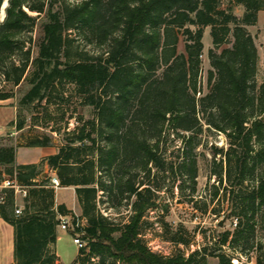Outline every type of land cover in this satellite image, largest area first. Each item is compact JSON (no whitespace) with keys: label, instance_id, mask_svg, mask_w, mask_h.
Masks as SVG:
<instances>
[{"label":"trees","instance_id":"16d2710c","mask_svg":"<svg viewBox=\"0 0 264 264\" xmlns=\"http://www.w3.org/2000/svg\"><path fill=\"white\" fill-rule=\"evenodd\" d=\"M4 1L0 0V18ZM225 1L9 0L4 20L0 21V66L3 53L15 51L18 36L32 29L38 18L43 21L36 69L30 80L32 88L22 103L42 102L54 84L73 83L78 88L80 102L93 106L96 112L95 119L84 123L60 146L57 154L40 164L16 165L15 147H0V166L4 168L5 178H16L21 186L28 188L22 214L15 213L14 189H4L6 200L0 203V214L15 229L17 264H58L52 245L57 243L60 216H68L70 211L65 204L56 205L51 177L43 176L41 169L45 161L56 171L60 186L76 187L83 209L80 218L87 222L74 233H84L82 238L89 252L79 251L72 264H90L94 257L99 258L98 264H193L198 252L188 258L163 256L141 239L142 220L154 203L134 183L126 161L136 158L137 166L148 178L152 174L150 164L163 168L173 177L176 175L173 162L159 161V138L151 145L150 139L143 137L145 131L141 133L135 128L138 118L140 124L145 123L153 132L152 137L159 136L166 123L179 130L180 137L181 131H201L205 124L225 134L230 148L224 151L215 147L213 153L227 159L226 177L234 181L235 187L251 179L258 165L264 163V81L261 84L256 81L259 50L249 30L264 11V0ZM236 5L244 6L243 15L236 13ZM30 12H36L37 16ZM209 26L214 44L208 53L209 89L197 99L203 37ZM70 30L84 32L87 38L106 47L105 54L75 63L63 61L61 58L68 53L67 46L72 40L68 35ZM181 36L185 40L184 52L178 50ZM24 70L25 66L12 67L8 78L19 84ZM10 97L0 94V100ZM137 100L139 106L128 124L132 104ZM16 125L18 130L24 129L26 118L19 117ZM103 139L107 147L101 144ZM30 144L53 143L49 137H38ZM183 164L185 170L181 176L194 182L197 175L194 160ZM119 170L122 175L115 179ZM104 173L112 185L102 181ZM224 177L223 171L220 172L219 181L223 182ZM5 178L1 173L0 182ZM144 182L140 184L145 185ZM151 189L149 186L146 191L151 193ZM101 192L110 195L116 209L119 205L114 203V198L118 194L138 196L128 223H115L98 211ZM232 192L229 216L237 208L240 215L255 214L257 203L264 204V177L247 194L236 193L235 189ZM238 196L243 202L236 207ZM31 198L34 201L29 206ZM238 225L243 226L242 222ZM229 238L228 232L223 233L218 243L225 247L230 243ZM215 256L219 264H233L225 253ZM199 264H207L206 255Z\"/></svg>","mask_w":264,"mask_h":264},{"label":"rangeland","instance_id":"374dc122","mask_svg":"<svg viewBox=\"0 0 264 264\" xmlns=\"http://www.w3.org/2000/svg\"><path fill=\"white\" fill-rule=\"evenodd\" d=\"M226 6L224 5V7ZM235 11L241 16L245 8L236 5ZM30 14L37 16L36 12H30ZM3 20L1 16L0 21L3 22ZM42 22L38 18L32 29H27L26 32L18 36L19 41L15 45L14 52L3 53L4 61L0 66V94H8L11 97L5 101L0 100V125L6 124L13 118L14 108V120L17 121L19 117H25L26 126L23 131L18 130L15 136L0 139V147L19 146L22 138L24 141H30L38 137H49L53 144L61 146L66 144L72 137L71 134L82 128L84 123L95 119V108L80 102L78 88L73 83L54 84L51 86L48 98L42 102L22 103L25 95L32 88L30 80L35 72V61L39 55L38 42L42 36ZM249 30L255 37L259 50L256 81L261 84L264 81V11L259 13L257 24L250 26ZM68 35L72 40L67 46V56L63 55L61 58L63 61L75 63L85 57L95 58L105 54L106 47L92 41L89 37L88 39L84 32L70 30ZM203 43L197 99L203 97L209 89L208 74L211 63L208 53L211 48H214L211 26L205 28ZM178 50L179 52L185 51L183 36L180 37ZM22 66H25V70L19 84H16L8 78V73H12V67ZM162 71L163 69L158 74L161 75ZM138 103L137 100L132 104V113L128 124L135 116L134 112L139 106ZM136 123L138 125L135 128L140 129L141 133L145 131L143 137L150 139L151 145H154L159 138V161L167 164L173 162L176 170V175L173 177L163 168L150 164L152 174L148 178L144 170L137 166L136 158L126 161V166L132 170L134 183L139 190L144 192V195L150 197L149 201L154 203L153 208L147 210L142 220L141 239L154 252L163 256L183 255L188 258L191 254L198 252L193 264H199L205 255L207 264H219V258L215 256L219 253H225L231 257L233 264H264V204L261 205L258 202L256 213L249 212L248 216L246 212L244 215H240L241 210L237 208L235 214H231L225 220L224 225L220 226L225 214L231 211L232 191L235 189L236 193L242 192L243 195L252 191L258 185V179L264 177V163L258 165L251 179L244 181L242 186L235 187L234 181L231 182L226 177V171L229 168L227 159L222 154L214 156L213 153L215 147L223 148L224 151L230 148L225 134L205 124L201 131H197V129L195 132L181 131L183 135L180 137L179 130L177 131L172 124L166 123L162 133L157 137H152L153 132L148 130L149 127L145 123L140 124L138 118ZM100 142L104 147H107L104 139ZM193 160L197 172L194 182L187 176H181V172L185 170L183 163ZM41 169L45 176V164L41 166ZM222 171L225 177L223 182H220L219 173ZM2 172H4V168ZM121 175L122 170L115 172V179H119ZM101 178L107 185H112L107 174L104 173ZM143 181H145V185L140 184ZM149 186H152L151 193L146 191ZM37 189H41V187L37 186ZM53 189L56 205L65 204L70 211L68 216L72 218H74L73 216H83V209L75 186H67L59 192H56V188ZM48 194L44 193L45 196ZM16 197L24 208L27 195L19 193L16 194ZM56 199L59 200V204ZM111 200L108 193L101 192L97 199L98 211L115 223L121 225L128 223L134 213L133 205L138 200V196L129 197L127 194L123 196L118 194L114 198V203L119 205L118 209L112 207ZM242 200V197H236L235 206L242 205ZM33 201L31 198L28 205H32ZM239 222L243 224L241 228H239ZM249 228V231L243 230ZM60 230L61 228H59ZM226 232L229 233L230 243L222 247L218 243L219 236ZM61 233L63 239L58 242L57 250L62 261L71 264L77 259L79 251L73 242L75 233L72 229L66 232L62 230ZM52 247L56 253V244ZM61 259L58 256V264H62ZM90 264H95V262L92 261Z\"/></svg>","mask_w":264,"mask_h":264},{"label":"crops","instance_id":"0c3cea01","mask_svg":"<svg viewBox=\"0 0 264 264\" xmlns=\"http://www.w3.org/2000/svg\"><path fill=\"white\" fill-rule=\"evenodd\" d=\"M1 101H5V100H1ZM15 118V110L13 108V118H11L8 122H6V124H1V125H9V124H13L16 120H14ZM18 131V129H17ZM20 132L23 131L19 130ZM27 139V137H26ZM35 139H31L30 141H24L23 138L20 139L19 142V146L16 145H9V146H3V147H15L16 149V165H27V164H40L42 163L44 160H46L49 156L51 155H55L58 153L60 146L56 145V144H52L49 146H40V145H32L30 144L31 141H33ZM45 168H46V173L45 176H49L51 177V185L52 187V178L53 177H57V173L55 170H53L47 161H45ZM3 167L0 166V174L2 173V176L5 178L6 174L4 172H2ZM6 179L9 178H5L4 181ZM3 181V182H4ZM0 182V187L2 186V183ZM25 187V186H23ZM56 188V187H54ZM65 187H58L56 188L57 191L59 192V190L64 189ZM26 189V187H25ZM28 189V188H27ZM26 189V190H27ZM22 192H16L15 191V195L19 194ZM24 194V193H23ZM27 195V194H25ZM56 199V202H58V204L60 203L59 200ZM16 207H22L16 197ZM23 209V207H22ZM81 211V209H79ZM59 226H58V239H57V243H56V253L57 255L60 257L61 256L57 250V244L58 242L63 239V234L60 232L62 230L59 231ZM66 232V231H64ZM15 229L14 226L11 225L9 222H7L2 215L0 214V264H17L15 261ZM78 256H79V251H78ZM77 256V258H78ZM77 259H75L72 263H74ZM62 264H66L62 261ZM71 263V264H72Z\"/></svg>","mask_w":264,"mask_h":264},{"label":"built area","instance_id":"2783aa9c","mask_svg":"<svg viewBox=\"0 0 264 264\" xmlns=\"http://www.w3.org/2000/svg\"><path fill=\"white\" fill-rule=\"evenodd\" d=\"M17 121H15L13 124L9 125H0V139L4 137H12L15 136L17 133ZM52 184L54 187L58 188L60 187V180L57 177L52 178ZM6 188H12L16 192H22L24 194H27V190L25 187L21 186L16 178L12 179H6L0 188V203L5 202L6 200V193L4 192V189ZM23 209L22 207H16L15 213L17 215L22 214ZM86 225V220L81 219L80 217L72 218L70 216H60V223L59 227L63 231H68L72 229L74 232L77 231V229H83ZM83 233H76V235L73 237V242L77 246L78 250H85L86 253L89 252L88 244L87 242L82 238ZM92 261L95 262V264H98L99 258L94 257L92 258ZM119 264V263H118Z\"/></svg>","mask_w":264,"mask_h":264},{"label":"water","instance_id":"95a60500","mask_svg":"<svg viewBox=\"0 0 264 264\" xmlns=\"http://www.w3.org/2000/svg\"><path fill=\"white\" fill-rule=\"evenodd\" d=\"M8 5H9V0H5V1H4V4H3V7H2V18H3V19H4V17H5V14H6V8L8 7ZM228 217H229V213H227V214L225 215V217L221 220V222H220V226H223V225H224V222H225L226 219H228Z\"/></svg>","mask_w":264,"mask_h":264}]
</instances>
